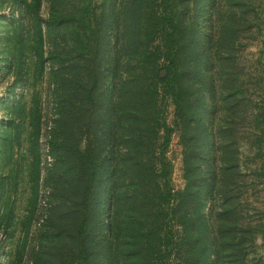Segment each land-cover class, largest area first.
<instances>
[{"label": "rangeland", "instance_id": "374dc122", "mask_svg": "<svg viewBox=\"0 0 264 264\" xmlns=\"http://www.w3.org/2000/svg\"><path fill=\"white\" fill-rule=\"evenodd\" d=\"M263 49L264 0H0V264H108L107 178L122 209L139 163L175 195L186 154L216 206L217 264L234 233L245 264H264ZM169 57L180 127L158 80Z\"/></svg>", "mask_w": 264, "mask_h": 264}, {"label": "trees", "instance_id": "16d2710c", "mask_svg": "<svg viewBox=\"0 0 264 264\" xmlns=\"http://www.w3.org/2000/svg\"><path fill=\"white\" fill-rule=\"evenodd\" d=\"M167 59L171 64L167 66L165 76L159 77L158 80L164 84L165 89L171 87L173 91L177 101L176 125L180 127L185 125V116L179 104L181 86L177 79L178 68L174 58ZM85 157L86 153L80 155L79 167L80 172H83L81 174L89 178L94 173L89 166L84 167ZM131 160L134 164L138 161ZM140 166L139 163L133 169L123 172V195L126 200L123 209L119 206L121 198L114 194V180L109 176L107 178L109 182L106 191L116 210L115 220L110 226L113 233L112 242L120 238L121 230L117 229L120 219L123 218L127 224L125 257L121 264H217L219 243L223 238L216 225V206L211 204L212 200L200 199L204 186L199 183L194 164H190V155H185L186 185L175 195L161 191L157 197L153 191V171L144 170ZM211 193L210 190L207 196ZM116 201H119L117 205ZM205 207H208L206 212ZM171 221L181 227L178 239L173 237L171 226L168 225ZM112 242L108 264H115L112 258L115 256V246ZM225 244L229 249L228 263L235 264V260L238 264H245L242 236L234 233Z\"/></svg>", "mask_w": 264, "mask_h": 264}]
</instances>
